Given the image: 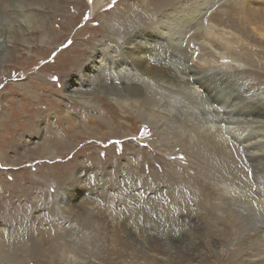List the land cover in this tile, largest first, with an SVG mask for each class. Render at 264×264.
Instances as JSON below:
<instances>
[{
    "label": "rangeland",
    "instance_id": "1",
    "mask_svg": "<svg viewBox=\"0 0 264 264\" xmlns=\"http://www.w3.org/2000/svg\"><path fill=\"white\" fill-rule=\"evenodd\" d=\"M232 1L0 2V251H15L17 264H252L245 254H235L245 234H236L241 241L228 233L243 229L234 223L245 221L229 217L226 207L216 208L236 203L223 199L209 171L195 164L177 141L187 131L183 128L203 125L207 117L219 119L201 96H189V89L198 92L201 87L168 89L183 84L168 80L167 71L159 82L139 75L126 59L131 44H149L147 54L154 63L150 75H155L156 48L164 54L169 42L162 33H149L178 25L175 40L182 48L192 42L190 49L183 48L192 58L177 51L180 58L171 63L191 65L186 71L190 77L198 65L197 42L205 41L207 32H201V23H212L242 41L246 47L240 54L251 53L239 58L227 50L224 58V48L210 40L218 65L229 64L231 74L248 81L249 87H230L239 94L236 100L257 94L256 109L264 112V0H247L245 7ZM137 78L150 80L161 91L152 112L159 114L167 134L135 113L145 106L143 96L126 100L127 83L137 91L149 88L133 80ZM218 104L225 107L222 118L229 119L233 108L222 100ZM247 158L246 165L253 166ZM256 159L259 165L264 162L260 155ZM260 169H255L256 176ZM257 191L255 196L262 198L264 192ZM201 227L208 234L195 232ZM218 227L221 233L209 232ZM215 234L224 245L219 246ZM206 236L220 251L218 256L207 251L193 259L192 245L186 254L192 262L185 251L169 255L172 250L163 248L166 241ZM2 254V264H15L5 262Z\"/></svg>",
    "mask_w": 264,
    "mask_h": 264
},
{
    "label": "bare ground",
    "instance_id": "2",
    "mask_svg": "<svg viewBox=\"0 0 264 264\" xmlns=\"http://www.w3.org/2000/svg\"><path fill=\"white\" fill-rule=\"evenodd\" d=\"M12 1H15V0H0V2L4 4L12 2ZM238 1L243 2V6H244V3H246L247 0H245V2L244 0H238ZM238 1L234 0L232 1V3L234 2V3L239 4ZM234 5L236 4H233V6ZM230 6L232 5L230 4ZM249 9L250 7L247 10ZM245 12H248V11H245ZM246 22H248V20ZM204 24L206 23L204 22L201 23L202 25L201 32L204 33V29L207 28L206 29L207 32H205L204 34L205 38L204 36H202L205 41L197 42V44L200 45V55H199V59L197 61H194V63L196 62L198 65L195 64L196 65L195 69L193 70V74L190 75V77L187 76L186 71L190 70L191 65H189V67L184 68L182 66L175 67L173 65L174 63L173 64L171 63V60H174V59L178 60L180 58V56L178 55V52H180V54L183 56H188L189 58H192L191 54L189 55L187 51L183 49L184 47H186L187 50L190 49L191 47L190 44L192 42H189L186 46L182 48L183 45H181L180 42L179 43L176 42L175 40V37L177 38L179 37L176 35L177 27L179 26L176 24H175L176 25L175 29H173V27L166 29V31L168 32H166L165 29L164 30L157 29L155 30V32L149 33L150 37H156L157 35H160V33H162V35H166V36H163V38L167 42H169V44L166 42L168 44L169 49L165 50L164 54H162L163 51L161 52L160 47L156 48L159 50V52L158 54L156 53L157 56L153 57V60L157 61V63H155V67H156L155 75L154 73L153 75H150L152 74L151 66H153L152 64L154 63H151L150 58H149L150 55L148 56L147 54V49H149V44H141L139 40L137 43L131 44L133 45V48L128 49V52L130 53V55H128L126 59L128 60L129 63H131L132 67L136 70V72H138L139 75L147 76L152 79L156 77L157 81L159 82L167 74L168 80L169 79L170 80L180 79V82L183 84V85H178V82H177L175 84V87L167 86L168 89L176 88L180 90L181 86L188 88L191 86V84L192 85L197 84L201 87V90L198 92L196 90L194 91V90L189 89L190 91L189 96L194 97V98L198 97L197 95L201 96L200 100H205L209 104V105L207 104L208 106L210 107L212 106L211 110L213 111V116L215 118L218 117L219 119H211L207 117L208 119H206L203 122V125L201 123L199 125H196L195 127H191L190 129L183 128V131H186V130L187 131L181 135V138L177 137L178 138L177 141H180L182 143V146L186 148L188 155L191 157L192 161L195 164L209 171L208 178L209 179L214 178L213 183L216 189L222 195L223 199L231 200L233 201V203H236V207L234 205H230V206L224 205V204H221L220 202H218L220 204H216L217 205L216 208H218L219 206L226 207V211L228 212L229 217H232V218L236 217L237 220L242 219L245 221V222L242 221V222L234 223V225H239L243 229L237 228L239 231H236V230H232L231 228L232 226H231L230 227L231 231L228 232L230 234V236L228 235L229 238H231L232 236L235 237L236 234H240V231L242 234H245L246 236L245 242L243 244L241 243L242 244L241 248L239 245L240 243L236 246L235 254L240 255V256L245 254L244 259H247V262L249 263L264 264V260L260 259L261 254L264 253V196L262 198H259L257 195L256 196L258 198H256L255 196V194L258 192L257 191L258 189L264 192V189L261 188V187H264V162L260 163V165L259 163H256L258 161L256 159V155L258 156L260 155L261 158H263L262 160H264V123H263L264 122V112L260 109L258 110L256 109V106H258V101H259L258 99H256L257 94H253V98H250L249 100L245 98L236 100L238 99L237 95L239 94L235 95L236 92H234L233 89H231L230 87H233V86L235 87L237 85L239 86V90H240L245 87H249L248 81L243 80L242 77L239 75L241 80H243V81H240L238 78H236L235 74H231L228 70L229 64H225L223 66L218 65V61H216L217 53L215 50L214 51L211 50L210 47L213 46V44L210 40H212L218 46H221V48H224L225 52H223L222 54V57L224 58L226 57L225 53L227 50L231 51L234 54L237 53V57L239 58L240 57L249 58V55H251V53L248 51H245L244 53L240 54L239 52L240 49L244 50L246 46L242 44L241 40L239 39H238L239 41L234 40L236 35L235 36L232 35L230 37L229 34H225L223 32L221 33L214 26V24L209 23V24H206L205 27L203 26ZM6 30L10 33L12 32V30L7 27H6ZM212 30L215 33L216 32L217 33L216 34L213 33ZM260 34L261 36H264L263 32H261ZM215 38L218 41L215 40ZM246 50H249V48H247ZM238 53L240 54L239 56H238ZM164 60L166 61V63L164 62ZM232 60H235L233 56H231L230 61ZM165 71H167L166 74L163 73ZM181 74H183L184 76H181ZM133 80L136 82L141 81L145 87L148 86L149 88L144 90V92L137 91L134 85H132L131 83H127L128 86L126 88H128V90H126L125 93L128 96V98L126 100H129L132 97L138 96V95L143 96V102L145 106L143 109H137L135 113L139 115V117H147L150 120V122L155 123L158 126V129L162 135L167 134L166 130L163 127H160V124L162 122L160 123V119L158 118L159 114L157 115L156 112L154 113L152 112L154 110V107L157 106L158 103L160 102V100H158L159 98L157 99V96L161 93V91L157 90V87L155 89L153 87V84L149 82L150 80L145 81L146 79L144 78H137V80L136 79H133ZM186 88H183V89H186ZM252 91L253 89L251 88L250 93H252ZM166 93L170 94L169 92H166ZM245 93H248V92H245ZM219 100L226 102L228 104L227 105L228 107L233 108V111L231 112L229 119L222 118L223 113H224L223 109H225V107H223L222 109L221 107L222 104L221 106L219 105L220 103L218 104ZM204 109L205 108H203V110ZM190 121L191 120L188 119V121L186 122L189 123ZM208 121H217L218 124L209 125ZM223 123H226L227 125H223ZM246 155L248 157L247 159L250 160L253 166L246 165V162H245ZM217 166H219L218 174H216ZM259 167H261V169L259 170V172H257L258 176H256L255 169H259ZM251 168H252V171L254 172L253 176L250 175ZM201 172H204V171L201 170ZM259 177H261L263 180H261ZM257 181L260 183V186L257 184ZM252 189L254 190V192L250 191ZM238 194H243L242 198L239 197ZM244 198L250 199L253 203H255V206L251 205V203L245 200ZM108 209L110 210L111 206H109ZM168 209H169V206H167L165 210L167 211ZM167 213H170V210H168ZM68 217L72 218L70 216ZM78 217L80 216L78 215ZM203 229L204 228L202 227L196 228V229L194 228L195 232H199L198 235H201V236H203V234L200 232H205V234L207 232L205 230L203 231ZM209 229H210L209 232L215 231V233H221L220 231L222 230L220 227H218V230L212 229V228H209ZM71 235L73 234L70 231L69 236ZM216 237L218 239V235H216ZM207 238L198 237V238L192 239L191 242L181 240L182 241L181 243H180V240L176 242H171V243L166 241V243L163 244V248L164 250H167V251L169 249L172 250L169 253V255L171 253L179 254L185 251L183 254L186 256V254L188 255V252L190 254V251L193 245L196 249L195 251H193V255H192L193 259L199 256L202 257V254L207 251H209L210 253H213L214 256H218L220 254V251L216 249L215 244L212 243L209 238L208 239ZM154 239L152 238V240ZM218 242H220L219 246L224 245L225 243L222 241V239H218ZM228 242L226 245H228ZM230 243L231 241L229 242V244ZM205 244L209 246L206 250L202 248V246L205 247ZM144 245L146 244H143V246ZM142 249L144 250V248ZM64 250H66L64 252L69 251L67 247H64ZM14 252H12V250H8V252L0 251V253L4 254V256H2V259H4L5 262L8 260H12L13 262H15V264H17L18 257L15 258L16 254H14ZM10 256L11 258H9ZM188 258L189 257L186 256V260ZM189 259L190 261H192L191 258ZM192 262H195V261H192ZM0 264H2V261H0Z\"/></svg>",
    "mask_w": 264,
    "mask_h": 264
},
{
    "label": "snow or ice",
    "instance_id": "3",
    "mask_svg": "<svg viewBox=\"0 0 264 264\" xmlns=\"http://www.w3.org/2000/svg\"><path fill=\"white\" fill-rule=\"evenodd\" d=\"M88 3H92V0H88Z\"/></svg>",
    "mask_w": 264,
    "mask_h": 264
}]
</instances>
